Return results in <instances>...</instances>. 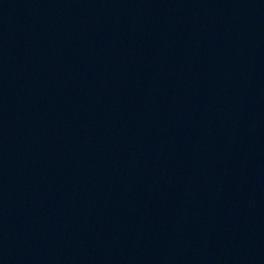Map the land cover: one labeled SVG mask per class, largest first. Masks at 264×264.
Returning <instances> with one entry per match:
<instances>
[{"label": "water", "instance_id": "obj_1", "mask_svg": "<svg viewBox=\"0 0 264 264\" xmlns=\"http://www.w3.org/2000/svg\"><path fill=\"white\" fill-rule=\"evenodd\" d=\"M264 124V0H0V154Z\"/></svg>", "mask_w": 264, "mask_h": 264}]
</instances>
